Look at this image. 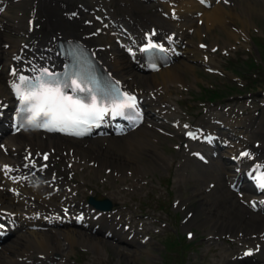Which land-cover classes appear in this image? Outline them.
<instances>
[{"label":"bare ground","instance_id":"obj_1","mask_svg":"<svg viewBox=\"0 0 264 264\" xmlns=\"http://www.w3.org/2000/svg\"><path fill=\"white\" fill-rule=\"evenodd\" d=\"M123 2L126 1L122 0ZM176 2L178 0H175ZM190 1V0H189ZM159 4L161 3L165 8L163 10L165 13H169V15H173L175 18H179V21L173 22L172 19H168L165 21V25L167 27H171L173 29V33L176 34L177 37L182 38L185 40L186 35H188V29L193 28V31L197 34L199 31V28L195 25L196 23L200 22L198 20H203L204 23L208 24L211 23L213 25L210 28H207L208 33H212V31H216L215 26L219 28L220 31L227 32L226 28L223 26V18L226 19H232L235 14H232L230 11L225 12L223 8L218 4L215 8L212 10H201L198 6H195L193 2L188 1H182L177 2L178 5L176 9L168 8L167 6H172L174 4V0H157ZM183 2H186V4H183ZM166 3V4H165ZM167 7V8H166ZM196 9V11H195ZM255 9V8H254ZM253 11L254 16L258 15V10ZM232 11V10H231ZM56 12L54 9L49 10V15L47 17H50ZM202 12V13H201ZM206 12V13H205ZM204 15L200 17L199 19L192 20V17L196 16V14ZM189 15L191 17H189ZM185 23V24H183ZM49 24L47 27L51 29L52 32H43L42 36L45 39V42L38 45V48H45L48 53H50L49 48L46 45L48 43H53L52 37L59 38L62 36V32L57 30L56 28H62V24H53L52 22H47ZM68 25H72L69 23ZM194 25V26H193ZM76 29V28H74ZM88 33V31L86 32ZM239 34V33H238ZM190 37L188 35V45H186V51L185 53H188V58L191 60L195 59V61H199L198 59H202V53L198 49H192L190 48V44L192 42L190 41ZM54 38V40H55ZM64 37H62L63 39ZM7 44H11L9 47L14 48L13 46L16 45L14 41H7L5 42ZM216 43H214L215 45ZM17 48V46H15ZM213 47V46H211ZM30 50H34V47L28 48ZM11 50V49H10ZM9 50V51H10ZM174 53H180V50H175ZM184 53V52H183ZM184 53V54H185ZM193 54L192 57L189 55ZM45 58H48L46 56ZM187 60V58H185ZM202 61V60H201ZM106 64V63H105ZM113 65L116 70V74L125 85L131 86L132 83L135 82L136 77L134 76L133 71H127L124 73V70L126 69V66L124 64H121L120 61H114ZM191 67L190 64H185L184 66H175L172 69L166 71V72H160L159 78L154 77L153 81L147 82L146 85L143 86V91H154L157 90V94H154L155 96L158 95L160 92V95L157 96L160 98V103L162 104H168L169 103V87L168 85L174 84L176 87H185V82L182 81V74H184V70L189 69ZM126 74V75H125ZM131 78V80H129ZM147 81V80H146ZM182 83H184V86H182ZM170 86V85H169ZM0 95L6 96L5 88L2 81V76L0 75ZM173 106V105H172ZM161 110H165L161 108ZM224 113V112H223ZM225 114V113H224ZM252 117V116H251ZM248 122V121H247ZM148 134V133H147ZM150 138H152L151 135H148L146 137L143 136H134L131 139H106L105 143V149L102 147L98 149H87L83 148L81 145H79V141L77 142H71L67 140H62L59 137L56 136H46L43 138L41 135H31V136H23V139L20 141L11 139L12 146H16L20 150H23L26 147H31V150L37 151H51L52 154L50 155V158H53L55 161L62 160L65 163H72L71 170L79 169L82 166H87L89 163L92 164V167L90 168V172H94L95 178L99 176L101 173L102 167H105L104 170L107 168H112L113 172H117L120 179L123 181L129 179L131 181V184L133 185V180H138L140 175L142 174V166L139 165V161L141 156L143 154L148 153L149 149L152 148V145L150 143ZM79 142V143H78ZM104 145L102 141L100 142L99 146ZM107 151V152H106ZM113 151V152H112ZM110 160L116 161L121 160V162H118L117 166H113V162L111 163ZM123 165H129L131 168H127L125 170L123 168ZM68 164L66 165V167ZM112 166V167H111ZM127 171H131L132 175L130 178L126 175ZM93 179H88L87 181H92ZM137 186V183H136ZM49 187V186H48ZM46 192H40V190H32V189H26L23 192V200L19 202L18 204H14L11 202L10 199L7 198V196L3 195L0 192V208L6 210H10L12 212L15 211H22L26 210L25 215L30 217V223L32 221H35L36 225H40L39 222V216L34 215L37 210H43V211H49L48 208L44 206V204H50L52 205L53 202H57V199L53 197H49V201L46 200L47 197H45ZM219 197V196H217ZM216 197V198H217ZM234 203L231 204H221L219 202H214L216 205L223 207L226 213H228L227 217H221V213H213L215 217L207 219L208 224L211 226V230L209 234H212V230L216 225H223V224H229L231 226L240 225L239 230L248 231L250 233H256L261 232L264 233V217H261L259 214H252L247 211V207L244 206L242 203H240L237 200H234ZM64 205V203L62 204ZM236 207V210L234 211L232 208ZM22 217V215H20ZM48 217H53L52 215H49ZM224 227L229 228V226L224 225ZM59 236H62V241L68 243L69 247L73 248L76 244H78L80 241H92L94 245H104L107 243V241L99 240L96 241L94 239H90L88 236H86L85 233H81L79 231H70L68 229H62L59 231V233H55L53 231H47L42 233L41 231H31L25 235H22L19 240H21V244L16 245L12 248V252L15 256V260L13 259V262H10V264H31L27 263L31 259V255L33 253L44 255V259L41 260V263L39 264H53L55 262V258L53 255L49 252L52 251V253L62 255L63 253V247L61 246V240H59ZM24 238V241L22 240ZM101 241V242H100ZM103 242V243H102ZM105 243V244H104ZM123 244V243H122ZM126 245V244H123ZM17 257V258H16ZM38 260H34V264L37 263ZM252 261V260H250ZM245 262H248L245 261ZM257 262V261H255ZM33 264V263H32Z\"/></svg>","mask_w":264,"mask_h":264},{"label":"rangeland","instance_id":"obj_2","mask_svg":"<svg viewBox=\"0 0 264 264\" xmlns=\"http://www.w3.org/2000/svg\"><path fill=\"white\" fill-rule=\"evenodd\" d=\"M235 4L238 5V7H236L238 10H240L239 6L249 5V10H246L244 15L240 18H234L236 21L234 20L224 22L223 25L227 30L226 33L219 31V29L212 31V33H208L206 30L207 37H204L203 34H199V37L194 38V43L196 45V43L199 41L205 44L216 42V44H218L220 48H223L225 51H227V54L229 55H227V58H216L214 61V66L220 68L221 70H225L226 68L227 71H229L227 67H230L231 69H235L234 72H238L237 75L232 74L231 72H224V75L228 77H222L218 74L206 75L199 67L194 66V70L183 74V81L187 80L186 87L174 94L173 98H178L177 100H180V98L194 96L196 102L195 105L199 106V104L203 105L204 98L209 97L208 93H204V90H214L215 93H211L210 95H218V101L223 104H227L228 101H235L239 98H247L249 96L259 98L261 97L260 95H264V2H255L253 0H236ZM254 8L258 10V15L254 16L252 12V10L256 11ZM239 30L241 34L238 36L234 31ZM258 45H261V47L258 48ZM219 52L220 51H217L215 55H218ZM230 60L233 62L231 64V66L233 65L232 67L228 66ZM253 60H256L257 62H254ZM260 64H263V67H257V65ZM234 76H239L243 83H240ZM193 78L195 81H193ZM262 98L264 99V96H262ZM211 108V105H207L206 109L209 110ZM261 113L264 114V108H262ZM156 149L160 154V147H157ZM163 149L167 152L166 146H163ZM153 158L155 157L149 154L144 155L142 160L145 163H150ZM149 176L160 177V173L158 175L156 173H151L149 175L146 174L145 177L149 178ZM102 182L103 181L96 180L93 186L95 187L94 189L99 190L101 186H107V183L103 184ZM114 186H118L117 191H119L120 188H122L121 186L124 185L120 186V182L116 180L114 182ZM150 190L154 191H152V193L148 192V189H145V185H143L142 192L137 196L139 198H147L149 195H151L153 197L155 196L154 198H156L158 190H155L154 188ZM115 200L116 203H119L117 206H115V209L125 212L129 208V202H135L136 196L128 192V195L122 194L116 196ZM130 209L133 212L136 211L134 207H131ZM147 209L150 211H158L157 213L160 215V218L169 217L170 219H173V216H176L175 220L179 219V214H177L178 212H176V208L171 207L170 201L168 200L160 201V195L157 202L155 199L154 201H150V203L147 205ZM69 229L72 230V228ZM164 231V236L158 235L156 241H153V243H150L148 246L144 247V256L139 257L140 259L138 262L126 260L120 255V253L117 252L118 249L113 248L112 245H106L105 247L102 245H96V249L92 248L90 253H86L83 251L81 244L84 243L90 246L91 241H84L70 250L69 253L73 254L71 258L76 261V263L72 262V264H165L164 257H173L175 254H167L168 249L161 244L162 241L166 240V237L170 238L168 234L171 232L167 228L164 229ZM15 243L19 244V241L16 240ZM13 245L14 243H7L5 249ZM190 257H185L184 262H187L188 264L190 261H192ZM107 260L108 263H105Z\"/></svg>","mask_w":264,"mask_h":264},{"label":"snow or ice","instance_id":"obj_3","mask_svg":"<svg viewBox=\"0 0 264 264\" xmlns=\"http://www.w3.org/2000/svg\"><path fill=\"white\" fill-rule=\"evenodd\" d=\"M19 79L20 84L12 85L21 105L19 112L27 114L25 118L30 126L48 131L83 136L92 127H98L106 114L125 117L131 114L126 110L134 109L136 104L135 97L130 95H124L117 102L120 96L118 89L105 91L87 74L79 75V81L71 79L70 83V76L53 77L47 72L35 81L24 76ZM88 83L93 87H87ZM105 100L109 101L107 105ZM5 168L8 170L7 166ZM257 180L258 186L264 189V175Z\"/></svg>","mask_w":264,"mask_h":264}]
</instances>
